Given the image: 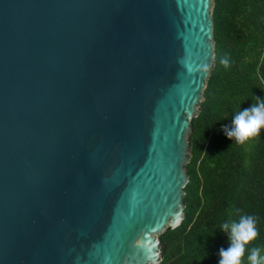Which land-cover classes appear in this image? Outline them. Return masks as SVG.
<instances>
[{"label":"water","instance_id":"1","mask_svg":"<svg viewBox=\"0 0 264 264\" xmlns=\"http://www.w3.org/2000/svg\"><path fill=\"white\" fill-rule=\"evenodd\" d=\"M213 5L0 0V264L159 263L184 217Z\"/></svg>","mask_w":264,"mask_h":264},{"label":"trees","instance_id":"2","mask_svg":"<svg viewBox=\"0 0 264 264\" xmlns=\"http://www.w3.org/2000/svg\"><path fill=\"white\" fill-rule=\"evenodd\" d=\"M214 58L199 112L191 119L185 165L184 217L158 237V264H217L227 248L220 224L252 215L257 237L249 248L264 254V130L244 143L230 141L221 125L264 97V0H213ZM227 58L226 68L220 63ZM213 232H215L214 235Z\"/></svg>","mask_w":264,"mask_h":264},{"label":"clouds","instance_id":"3","mask_svg":"<svg viewBox=\"0 0 264 264\" xmlns=\"http://www.w3.org/2000/svg\"><path fill=\"white\" fill-rule=\"evenodd\" d=\"M220 63L226 68L227 58H221ZM207 68V65L204 66ZM256 103L233 114L231 124H222V130L227 139L236 143H244L253 137H259L264 130V97H257ZM227 239L228 247L218 250L217 264H242L241 257L245 254L246 245L258 235L256 220L252 215H241L238 220H225L220 224ZM213 232L212 235H214ZM247 260L250 264H264V254L258 247L249 248Z\"/></svg>","mask_w":264,"mask_h":264},{"label":"bare ground","instance_id":"4","mask_svg":"<svg viewBox=\"0 0 264 264\" xmlns=\"http://www.w3.org/2000/svg\"><path fill=\"white\" fill-rule=\"evenodd\" d=\"M150 248H151V246H150V244H149V246H148V250H147V254H146V258L148 257V256H150V254H151V252H150ZM151 257V256H150Z\"/></svg>","mask_w":264,"mask_h":264}]
</instances>
